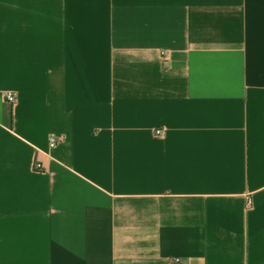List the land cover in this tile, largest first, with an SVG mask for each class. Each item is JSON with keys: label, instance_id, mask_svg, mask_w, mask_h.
<instances>
[{"label": "crops", "instance_id": "crops-1", "mask_svg": "<svg viewBox=\"0 0 264 264\" xmlns=\"http://www.w3.org/2000/svg\"><path fill=\"white\" fill-rule=\"evenodd\" d=\"M176 258L264 264V0H0V264Z\"/></svg>", "mask_w": 264, "mask_h": 264}, {"label": "built area", "instance_id": "built-area-1", "mask_svg": "<svg viewBox=\"0 0 264 264\" xmlns=\"http://www.w3.org/2000/svg\"><path fill=\"white\" fill-rule=\"evenodd\" d=\"M6 99H7V101H9L10 103H14L15 100H16V97H15L14 93H12V92H8V93L6 94ZM165 134H166V132H165V130H163V129H161V130H156V135H157V136H164ZM57 144H58V139H57L56 137H51V138L49 139V147H50L51 149L55 148V147L57 146ZM34 170H36V171H38V172H41V171H43V167H42V165H41L39 162H36V163L34 164ZM251 204H252L251 199H248V206H251ZM180 263H181V260L178 259V258L173 259V260L171 261V264H180Z\"/></svg>", "mask_w": 264, "mask_h": 264}]
</instances>
